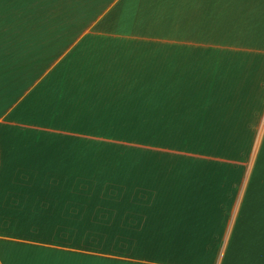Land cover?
I'll return each mask as SVG.
<instances>
[{
    "label": "crops",
    "instance_id": "0c3cea01",
    "mask_svg": "<svg viewBox=\"0 0 264 264\" xmlns=\"http://www.w3.org/2000/svg\"><path fill=\"white\" fill-rule=\"evenodd\" d=\"M0 264H264V0H0Z\"/></svg>",
    "mask_w": 264,
    "mask_h": 264
},
{
    "label": "rangeland",
    "instance_id": "374dc122",
    "mask_svg": "<svg viewBox=\"0 0 264 264\" xmlns=\"http://www.w3.org/2000/svg\"><path fill=\"white\" fill-rule=\"evenodd\" d=\"M37 6H38V13L45 11L44 4H43V3H38ZM43 8H44V9H43ZM39 10H41V11H39ZM261 134H262V133H261ZM137 137H139V136H137ZM249 159H250V160H248V161L246 162V166H247V167H250V165H251V163H252V158L250 157Z\"/></svg>",
    "mask_w": 264,
    "mask_h": 264
}]
</instances>
